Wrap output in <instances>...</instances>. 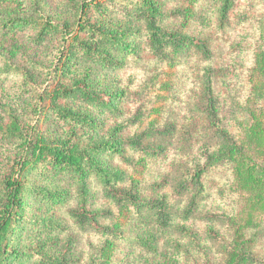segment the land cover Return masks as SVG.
<instances>
[{"label": "rangeland", "instance_id": "rangeland-1", "mask_svg": "<svg viewBox=\"0 0 264 264\" xmlns=\"http://www.w3.org/2000/svg\"><path fill=\"white\" fill-rule=\"evenodd\" d=\"M152 1L160 26L206 42L211 55L189 45L169 49L170 58L156 56L145 42L147 22L134 10L138 0L1 1L0 129L16 122L20 132L0 140V180L15 174L17 164L30 156L27 141L89 149L102 167L123 176L114 186L141 189L147 199L167 194L172 217L163 228L147 209L114 201L89 163L85 187L78 174L53 164L33 166L21 178L25 204L3 244L9 252L3 264H224L228 258L238 223L245 219V196L232 167L209 168L203 185L192 178L197 161L206 163L220 142L208 118L207 78L229 136L241 139L255 110L264 121V71L257 65L264 51V0H232L225 19L223 0ZM48 17L55 30L42 36L40 21H31ZM82 17L124 35L118 48L102 46L111 56L108 61L67 47L72 35L98 47L80 31ZM20 18L31 21L4 26ZM67 28L71 35H65ZM84 83L98 94L115 96V104H94L80 94L56 96ZM58 108L86 120L70 122ZM138 136L141 148L130 143ZM184 179L188 187L179 193ZM83 191L87 209L114 235L78 224L74 213L83 206ZM3 204L0 185V211ZM256 221L243 233L251 238L248 250L264 256V215ZM108 240H113L109 251Z\"/></svg>", "mask_w": 264, "mask_h": 264}, {"label": "trees", "instance_id": "trees-1", "mask_svg": "<svg viewBox=\"0 0 264 264\" xmlns=\"http://www.w3.org/2000/svg\"><path fill=\"white\" fill-rule=\"evenodd\" d=\"M2 0H0L1 3ZM139 5L134 9L141 19L147 22L145 42L149 50L156 56L161 58H170L169 49L181 51L189 45L196 46L201 53L206 57L211 55L210 47L206 42L197 41L190 37L171 33L160 26L157 22L159 11L152 0H138ZM232 0H223L222 19H225L231 7ZM31 20L26 18L6 21L4 26H20L27 25ZM39 22V33L43 36L55 30V24L50 18L43 20H32L31 22ZM66 28V26H64ZM79 29L81 32H86L93 37L98 47L90 45L88 42L75 40V35H72L70 43L67 47H76L78 51H82L85 56L91 59L101 60L106 62L110 59V54L102 51V46H111L118 48L124 42V35H119L116 32L108 31L101 26L90 23L89 20L81 18ZM65 35H71V30L67 28ZM77 39V37H76ZM122 45V44H121ZM126 50L137 51L135 47L124 45ZM122 49V48H121ZM258 56L257 65L264 71V51ZM97 57V58H96ZM206 88V106L208 118L215 126L220 142L217 147L206 156V163L201 164L198 160L193 182L197 185H203V179L208 172V169L216 166L227 164L232 167L235 181L239 190L245 196L242 212L245 214V219L242 223H238L237 237L232 243L228 258L224 264H264V256H255L248 250V245L251 238H248L244 229L252 224H255L256 218L259 215H264V121L261 119V112H251V121L249 125L243 126V137L241 139L229 136L221 126V117L219 113L218 101L215 92L212 88V81L207 78ZM63 94H80L84 99L99 105L113 106L115 104V96L107 95L106 93H96L88 84L75 85L70 89H62L56 92V96ZM60 115L70 121L79 122L86 120V117L78 112L63 110L58 108ZM20 132V127L15 122L10 127H2L0 129V140L16 136ZM130 143L138 148H141L140 136L130 140ZM131 145V146H132ZM102 148L110 147L116 150L115 145H103ZM27 148L30 156L21 160L16 168L15 174L9 176L5 180H0L4 190V204L0 211V264L4 263V257L9 253L4 247L5 239L8 238L10 232L14 229V222L20 216L24 208V184L22 177L24 172L33 166L53 164L58 170L65 171L70 174H78L82 180V185L85 187L89 172L86 171V165L89 163L92 168L96 169L97 176L105 183L106 194L114 201L126 203L138 208L139 211L147 209L157 223L166 228L172 223L171 206L169 196H164L147 199L142 196V190L125 187H116L113 182L123 180V176L119 173H112L102 167L97 159L90 154L89 149L77 151L70 149L64 145H49L41 140L37 142L27 141ZM118 183V181H117ZM188 187L186 179L179 183L177 191L183 193ZM83 206L74 213V217L78 224L83 228L92 226L103 235H114L116 231L112 227L101 226L97 220V213H93L87 209V193L83 191ZM53 198H58L54 196ZM196 201L194 197L193 203ZM20 218V217H19ZM258 224V223H256ZM139 240V239H136ZM105 249L109 251L113 249V240H108ZM4 244V245H3ZM3 245V246H2ZM7 253V254H6Z\"/></svg>", "mask_w": 264, "mask_h": 264}]
</instances>
